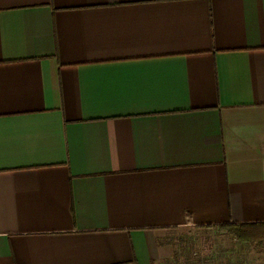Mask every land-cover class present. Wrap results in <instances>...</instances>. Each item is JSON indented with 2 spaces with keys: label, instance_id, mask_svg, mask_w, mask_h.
<instances>
[{
  "label": "crops",
  "instance_id": "0c3cea01",
  "mask_svg": "<svg viewBox=\"0 0 264 264\" xmlns=\"http://www.w3.org/2000/svg\"><path fill=\"white\" fill-rule=\"evenodd\" d=\"M258 222L264 0H0V264H170L173 228Z\"/></svg>",
  "mask_w": 264,
  "mask_h": 264
},
{
  "label": "rangeland",
  "instance_id": "374dc122",
  "mask_svg": "<svg viewBox=\"0 0 264 264\" xmlns=\"http://www.w3.org/2000/svg\"><path fill=\"white\" fill-rule=\"evenodd\" d=\"M169 233L175 246L170 264H256L264 256V225L249 228L186 225Z\"/></svg>",
  "mask_w": 264,
  "mask_h": 264
},
{
  "label": "trees",
  "instance_id": "16d2710c",
  "mask_svg": "<svg viewBox=\"0 0 264 264\" xmlns=\"http://www.w3.org/2000/svg\"><path fill=\"white\" fill-rule=\"evenodd\" d=\"M255 224H258V225H264V222L251 223L250 225H255ZM246 235L249 237V236H250V233L248 232ZM241 236H242V237H246L244 234L241 235ZM248 237H247V238H248Z\"/></svg>",
  "mask_w": 264,
  "mask_h": 264
}]
</instances>
